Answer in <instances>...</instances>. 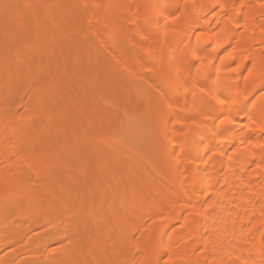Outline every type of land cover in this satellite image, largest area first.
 <instances>
[{
  "label": "bare ground",
  "instance_id": "obj_1",
  "mask_svg": "<svg viewBox=\"0 0 264 264\" xmlns=\"http://www.w3.org/2000/svg\"><path fill=\"white\" fill-rule=\"evenodd\" d=\"M46 3L54 9L47 8L52 10L48 12L46 10L48 6H43ZM262 5L264 0H113V2L112 0H13V3L0 0V43L5 42V36L8 38V32L12 31H16L14 34L12 32L15 39L9 38L10 40L23 41L28 34L23 30L24 26L20 24L22 27H18L19 31L17 29L11 31L9 25L13 17L12 21L16 23L19 19H25L26 24L29 23L36 34L33 38L35 41L33 39L32 41L39 45L41 39L46 38V43L48 42L46 48H48L47 52L49 51L47 56L49 55V61L51 59L50 62H53L47 68L48 64L44 65L47 62L41 64V60H38L39 55L35 56L37 50L32 51L30 48L29 51L33 54L25 53L26 56L22 58L25 61L24 63L22 60V63L25 65L18 67L14 65L18 58L15 56V48L12 49L15 53H6L10 50L4 53L0 48V85L2 86L0 89H3V92L0 90L1 98L6 92H11L10 89L13 87L11 76H8L13 73L10 74L11 68L12 71L17 70V74H25V76L29 74L28 76L32 77L33 75L30 74L35 71L40 76L37 80L38 84H34L35 79L31 81V77L27 78L31 86L25 85V89L21 90L23 97L26 92L34 93L39 86H45L49 80L55 78L53 76H56L59 68L65 69L67 59L64 54L69 55L73 52L75 56L78 55L76 53H80L73 60V64L83 65L79 74L85 75L83 79L87 80L92 95L103 94L96 85L99 70L97 67H91V64L95 63H91L90 54L93 49L91 47L95 46H101L104 52L108 50L107 53H113L114 58H117L116 63L110 60L113 64L109 63L110 66L104 73L107 75L122 73L126 77L130 74L137 75L142 79L140 85L144 93L155 90L159 92V94L155 93L157 96L155 103L153 100L156 97L154 94V98L151 97L150 93L149 98L141 92L142 95L137 97L143 100H138L134 85L130 84L129 86L132 87L130 88L126 83V86H123L130 88L129 91L125 88L128 91L125 92L129 97L130 109L126 110L124 107L122 109L119 107L120 110L116 109L119 105L114 102L111 111H106L109 118L105 124L94 120L95 123L92 119H89V122L87 119L85 122L92 129L96 128L99 131L110 127H126L129 130L125 129L128 133L127 139L130 138L128 141L124 138L127 141L125 147L120 139L117 140L118 142L115 139L114 144L117 143L116 147L123 148L126 156L134 157L144 165L142 176L132 167L134 171H131V175L134 176L133 178L136 177L137 184L134 185L136 191L133 193L125 182L120 186L109 187L111 186L109 182L112 181L108 180L110 175L108 178L106 176V180L109 181L106 188L114 189L108 191L110 200L104 209L108 214L107 218L96 213V210L101 211L99 207L104 205L97 184L93 183L94 185L87 187L90 195L84 200L86 207L83 206V210L85 213L88 209L86 212H89L88 218L85 215L81 217L74 214L75 211L82 213L76 199L79 193L76 181L63 182L55 178L50 179L48 187L42 186L39 192L38 189L31 187L32 183L40 178L37 176L40 157L36 155L47 150V153L44 152L46 153L44 156L48 159L47 166L58 164L56 154L58 143L61 142L64 147L76 144L81 131L76 128L80 129L83 126L82 121L71 123L69 131L59 138L58 135L61 133L54 132L52 135L50 130L46 131L47 133L40 130L42 122L38 121L41 119L38 121L35 119L36 123H39H34L36 125L31 124L32 122L28 124V121L45 115L47 120L48 116H53L50 113L64 112L67 109H52L43 104L44 102L41 103V98L36 100L39 103L36 101L33 103L32 99L28 101L29 104L26 100L24 103L23 97L22 114L12 103L6 105L4 101L0 102V245L3 244L2 247L5 245L8 248L19 242L25 247V243L31 246L30 241L25 242L23 238L26 233L42 226H54L53 228L56 226L54 232L59 229L61 233L57 234L59 233L57 231V235L71 239L74 252L76 251V255L79 256L83 248L81 241L77 242V238L83 233L86 227L84 225L88 224L95 231L89 232L88 238L85 236L86 242L89 243L88 248L85 246L87 248L85 251H90L89 254L95 250L99 251L101 262H95L98 259H95L93 254L89 256L84 252L88 257L82 258V254V257L77 258L79 259H76L77 261L74 260L73 264H92L91 259L94 261L93 264H133L135 262L130 263L131 260H135L138 256H142L140 262L146 259L143 264H165L164 261L162 263V258L164 259L167 253L170 257L167 260L169 264H264V96H261L259 91V78L264 75V6ZM43 13L50 15V18H47L48 22L44 21L45 16L41 15ZM70 18L73 19V23L70 22ZM71 24L74 31H70L75 34L67 37L69 35L66 34V29L68 30V25L70 28ZM24 28L27 30L28 26ZM90 30L93 35H90L92 37L85 43L81 39L84 38L83 34ZM121 36L124 40L121 41L122 44L119 42L118 45H121L119 47L113 40ZM27 39L22 42L23 45L26 42L28 45ZM11 42L13 41L9 43ZM7 44L2 45L4 47ZM86 49H90V52ZM56 58L59 63L55 62ZM249 72L252 73L251 77ZM96 87L99 90H96ZM221 100L225 103L221 104ZM186 104L190 112L183 115L182 106L186 107ZM80 109L83 111L85 108L79 106V112H86V109L83 112ZM170 112L173 115L170 116ZM224 116H230L231 122L225 121ZM172 118L180 119L182 123L168 124L167 121ZM153 119L158 120L154 123ZM190 120H195L197 126L192 128L189 137L173 130L184 126ZM111 128L108 130L113 129ZM105 133L104 135L110 136L107 135L109 131ZM83 134L90 135L93 132ZM98 134L100 136L97 137L102 138L103 133L98 132ZM87 135L85 139L98 140L96 136ZM161 138L164 144L157 149L155 143L159 139L161 141ZM102 139L99 140L100 143L105 141L104 138ZM133 140L136 141L135 145L131 144ZM149 144H155L152 150ZM144 145H147L148 149L144 148ZM142 146L144 149L140 148ZM36 150L40 152L37 153ZM79 150L81 149L78 148L76 153L83 158V153ZM96 163L97 161L94 165ZM136 163L140 164L138 161ZM102 164L101 166L105 167ZM98 166L97 169L101 167ZM102 167L95 172L102 173L106 169L103 170ZM88 168L82 166V171L80 170L85 180L92 173V169ZM167 171L169 175L171 174L170 181H165ZM104 172L102 174L105 175ZM102 174L96 175L100 181ZM115 175L116 173L111 177ZM20 186L26 198L29 197L26 204H23L24 209L19 207V201L23 202L22 198H24V195L19 197ZM53 197L58 198L65 207L66 213H58V217L53 215V218L52 215L43 216L42 209L52 202ZM116 200H130V206L127 207L135 217L133 215L130 216L131 219L129 217L126 219L124 215L121 216ZM127 207L122 206L125 209ZM62 209L61 211H65L64 208ZM93 209L95 211L92 213ZM136 212H142V215ZM176 224H180L178 231L173 228ZM135 229L142 231L138 240L135 239ZM117 234L131 240L130 244L136 242L134 243L136 251L128 252L126 249L122 251L120 241H116ZM48 236L52 241V235ZM89 237L93 239L90 238V241ZM101 238L105 239L103 242L106 243L101 242ZM45 240L49 241L47 238ZM35 246L39 250L37 248L39 246L37 244ZM152 246L155 249L151 252ZM62 251L53 250L51 253L53 256ZM16 252L13 249L4 250L0 256V264H12L8 257L19 263L29 259L31 264L55 263H52L55 256L42 257L39 254L41 258L37 262V259H31V251H28L30 255H20ZM148 254L150 257L146 256ZM139 257L136 260L139 261ZM86 258L89 260L87 261Z\"/></svg>",
  "mask_w": 264,
  "mask_h": 264
},
{
  "label": "rangeland",
  "instance_id": "obj_2",
  "mask_svg": "<svg viewBox=\"0 0 264 264\" xmlns=\"http://www.w3.org/2000/svg\"><path fill=\"white\" fill-rule=\"evenodd\" d=\"M28 1H31V0H28ZM8 2L9 3H13V0H8ZM112 2H113V0H112ZM43 6H48V7H46V10H48L47 8H50V9H54V8H52L53 6H51L50 7V5H47V3L44 5L43 4ZM42 7V6H41ZM45 9V8H44ZM43 9V11H46V10H44ZM48 10V12H50V11H52V10ZM54 11V10H53ZM13 15V14H12ZM41 15H44L45 16V20L44 21H46V22H48V19L50 18L49 16H47V15H45L44 13L43 14H41ZM9 16V15H8ZM6 17V16H5ZM12 17V16H11ZM7 18V17H6ZM5 18V19H6ZM48 18V19H47ZM8 19V18H7ZM12 20L14 19V17L13 18H11ZM17 19V18H16ZM10 21V25H9V28L11 29V31L12 30H14V29H17L18 30V27H22L21 25H23L24 27H26V26H28V28H26L27 30H25V28L24 27H22L23 28V30L26 32V39H27V37L28 38H30L28 41V45H27V42L23 45V43L25 42L24 40H25V38H24V40L22 41H16V40H14L15 38H14V36H13V34L16 32H13V34H12V32H8V38H6V36H5V38H4V41L5 42H2V43H0V45L2 46H0V48H2L1 50H3L4 51V53H5V51H8V50H10V51H8V52H6V53H12V52H14V51H12V49L13 48H15V54H12V56L13 55H15L16 57H18V58H20V59H18L19 60V62L17 61V59H16V57H15V59H16V61H15V63H14V61L13 60H15V59H13L12 60V62L14 63V65H16V66H18V67H23L22 66V58H23V56L25 57L26 56V54L27 55H30L31 54V52L29 51L30 50V48H32L31 50L32 51H34V50H37V51H35L34 53H35V56L36 57H38L37 55H39V57H38V60L40 59L41 61V64H43V63H45V61L47 62L46 64H44L45 66L48 64V66H46L47 68L49 67V66H51V64L53 63H51L50 61H52L51 59H50V61H49V55L47 56V53H49V51L47 52V49L48 48H46L47 46V43H46V38H40L41 39V41H38V42H41V43H39V45L37 44V42H34L35 40L33 39V38H35L36 36V34L34 33L35 31H33L34 29L33 28H30V26L28 25L29 23H27L26 24V21H25V19H19V20H22L21 22L18 20L17 21V23L15 22V21ZM73 20V19H72ZM71 20V18H70V22H72L73 23V21ZM50 21V20H49ZM9 22V21H8ZM20 22V23H19ZM25 22V23H24ZM23 23V24H22ZM69 23V22H68ZM21 24V25H20ZM26 24V25H25ZM70 24V23H69ZM13 28V29H12ZM19 28V29H20ZM29 29V30H28ZM21 30V29H20ZM22 30V31H23ZM70 30H73V27H72V24L70 25V28H69V25H68V30L66 29V34L67 35H69V36H67V37H70V36H72L73 34H75V33H73V31H70ZM10 31V30H9ZM19 31V30H18ZM72 33H70V32ZM89 32V33H88ZM9 33H10V35H9ZM69 33V34H68ZM86 33V32H85ZM83 34V37L84 38H82L81 40H84L85 41V43L87 42L86 40L88 39L89 40V38H91L92 36H90V35H93V32H91V30L90 31H87V33L86 34ZM30 35V36H29ZM11 36V37H10ZM35 36V37H34ZM86 36V37H85ZM9 38H14V39H12V40H10ZM5 39H7L8 41L10 40V41H13V42H11V43H9V42H7ZM32 39L34 40V41H32ZM120 39V40H119ZM145 39V38H144ZM143 39V40H144ZM26 40V41H27ZM122 40H124V37L122 38V36H121V38L119 37V38H117V39H114L113 40V42H115V44L116 45H118L119 44V42L122 44ZM23 42V43H22ZM125 42V41H124ZM123 42V43H124ZM10 45H8V44ZM22 43V44H21ZM2 44H7V46H5L4 45V47H3V45ZM16 44V45H15ZM41 44V45H40ZM44 44H45V46H44ZM15 45V46H14ZM32 45H34V46H32ZM30 46V47H29ZM32 46V47H31ZM40 46V47H39ZM85 47H86V45H84ZM115 46V45H114ZM119 46V45H118ZM18 47V48H17ZM20 47V48H19ZM99 47H100V49H99ZM117 47V46H116ZM119 47H121V45L119 46ZM118 47V48H119ZM17 48V49H16ZM40 48V49H39ZM88 48V47H87ZM91 48H93V49H91L92 51H91V54L89 53L90 52V49L89 50H87V51H89L88 53L90 54V56H91V63H94L93 65L91 64V67L92 68H96L97 67V69L100 71V73H99V71H98V80H97V82L96 83H98V84H96L97 85V87L100 89V91L101 92H103V94L102 93H96L97 95H92V92H91V90L89 89V87H88V85H87V80L85 81L84 79H85V75H82V76H80L81 75V73L79 74V71H80V69H81V67L83 66H81V65H79V64H73L74 63V59L80 54V53H76V55L77 56H75V54H74V52L72 53V54H64V56H65V58L67 59V62H66V67H65V69L64 68H62V69H60L59 68V70L57 71V74H56V76L54 75L53 77H55V78H53L52 80H49L48 82H47V84H45V86H43V85H41L42 87H40L39 86V88H38V90L36 91L35 90V92L33 93V92H26V94H28V95H24L23 97H22V93H21V90L24 88V86L26 85L27 87H28V82H29V78L31 77H29L28 75H26L25 76V74H17V70H16V72H15V70L14 71H12L13 70V68H11L10 70H11V72H10V74L11 75H8V76H11V82H13V87L10 89L11 90V92H4L5 94L3 95L4 97L3 98H1L0 97V102L2 103L3 101H4V104L6 103V105H7V103H12L15 107H17V109H20V110H18V111H21L22 110V108H23V104L25 103V101L24 100H26L27 101V103H28V101H30L31 99V101L33 102V101H36V100H38V99H40L41 98V103L42 102H44L43 104H45L46 106H48V107H50V108H52V109H62V108H65V109H67V110H65L64 112H61V111H59V112H54L53 114L52 113H50V115H53L52 117L51 116H48L49 117V119H47L46 120V116L47 115H45L44 117L42 116H40V118H38V117H35V118H31V121L29 120L28 122V124H30V122H32L31 124H34V123H36V121H35V119L38 121L39 119H41V121L39 120L38 122H42V129L40 128V126H39V128H40V130L42 131V132H46V131H48V130H50L51 132H52V135H53V133L54 132H56V133H61L60 135H58V134H56V135H58V137L59 138H61L62 137V135H63V133H67V131H69V128H70V124L71 123H77L78 121L79 122H81L82 121V123H83V126L79 129V128H76V129H78V130H81L80 132L83 134V133H91V132H93V134H90V135H87V136H91V135H93V136H100L99 134H98V132L99 133H103V134H101L102 135V138H104L105 139V141H101V143H100V141L99 140H101L102 138H98V140H94V139H92V140H88V139H85V138H87L86 137V135H81V133L79 132V136H78V140H77V142H76V144H73V145H68L67 147L65 146H63L62 144H61V142H59L60 143V146H59V143H58V145H57V149H56V154L58 155L57 156V158H58V164H55V165H53V166H47V161H48V159L46 158V156H44L46 153H47V150H45L44 152H46V153H44V152H41V153H39L40 151L39 150H36V152L37 153H39V154H37L36 156L39 158V164H38V174H37V176H38V180H37V182H35V183H32L33 185L31 186V187H33L34 189H38L37 191L39 192V188L40 189H42V186H46V187H48L47 185H49L50 184V182H51V180L52 179H54L55 178V180H59V181H63V182H72V181H76V186L78 187V191H79V193L77 194V197H76V199H77V201H78V203L80 204V209H81V214H79V213H77L78 211H75V215H80L81 217L82 216H84L85 215V217L86 218H88L87 216V214L89 213H86L87 211H88V209H87V211L84 213V211L85 210H83L86 206H84V200L85 199H87V197H88V195H90L89 194V192H88V190H87V187L88 186H92V184L94 183V184H97V186H98V188L100 187V193H101V197H102V199H101V201H102V205H103V203H104V205L102 206V207H99L100 209H101V211L97 208V207H93V208H95V209H98V211L96 210V213L97 214H99V215H102V217H106L107 218V215L108 214H106L105 212L106 211H104V209L107 207V203H108V200H110V199H108V194H109V192L108 191H113L114 189H112L113 188V186L115 187V186H120V185H122L124 182L126 183V185L128 184L129 185V187L128 188H130V192L131 193H133V191L135 192L136 191V189H135V186L137 185L136 184V177L135 178H133L132 177V175H131V171H134V170H138L137 171V173H139L141 176L142 175H144V165H143V163L141 164V162H139L140 160H138V159H136V158H134V157H128V156H126L125 154H124V150H122L123 148H118V147H116L117 146V143L116 144H114L115 143V139H116V142H118L117 140H119L121 143H122V145H123V147H125V145L127 144V141L129 140V138L127 139V134L128 133H126V130L127 131H129L128 129H126V127H122V126H118V127H115V128H111L112 130H108V129H110V128H105V130L103 131H99L98 129H96V128H93L94 129V131H93V129H92V127H90V126H88L87 124H85V122H86V120L88 119V122H89V119L91 120H96V122L97 121H101L103 124H105L107 121H108V118H109V116L107 115V112H109V111H111V109H112V107H113V103L114 102H116V103H118V108H116V109H119V107H121V109H122V107H124L126 110L127 109H130V104H128L129 103V97H128V95H126V92H128L129 90L128 89H130V88H132V87H130L129 85L131 84H133L134 86V88H136V97L137 96H140V95H142V94H144L146 97L149 95L150 96V94H151V97H153V94H154V97H156V98H154V100H153V98H152V100H153V102L155 101V99H157V96H155L156 94L155 93H157V94H159V92H156V91H158V90H155V92L154 91H150V89L152 90L153 88H150L149 89V93H144L143 92V87H141V85H142V79L140 78V77H138L137 75H132L131 76V74H130V76L128 77H126V75L125 74H119L120 75V77H119V75L117 74V75H115V74H109V75H107L106 73H104V71L106 70V69H108L107 67L108 66H110L109 65V63L110 64H113V63H116V61H117V58H114L115 57V55L113 54V53H107V52H109L108 50H107V52H104L105 50L101 47V46H95V47H91ZM22 49V50H21ZM105 53V54H103V52ZM140 51V50H139ZM145 51V50H144ZM143 51V52H144ZM20 54H19V53ZM141 52V51H140ZM26 53V54H25ZM32 54H33V52H32ZM31 54V55H32ZM145 54V53H144ZM143 55V54H142ZM60 57H62V56H60ZM58 58V57H57ZM57 58L55 59L56 61L55 62H57V63H59V60H57ZM63 58V57H62ZM37 58H35V60H36ZM60 59V58H59ZM72 59V60H71ZM115 59H116V61H115ZM71 60V61H70ZM110 60H112V61H114L113 63L110 61ZM61 61H62V59H61ZM23 62L25 63V61L23 60ZM72 62V63H71ZM71 63V64H70ZM60 64H61V62H60ZM23 65H25V64H23ZM79 65V66H78ZM35 66V65H34ZM94 66V67H93ZM13 67V66H12ZM79 68V69H78ZM101 68V69H100ZM84 69H85V67H84ZM83 69V70H84ZM19 70V69H18ZM21 70V69H20ZM22 70H23V68H22ZM15 72V73H14ZM85 72H86V70H85ZM102 72V73H101ZM105 72H107V71H105ZM84 73V72H83ZM100 74V75H99ZM30 75H33L31 78H30V80L32 81V80H34L35 79V83L34 82H32V83H34V84H38L37 83V80L38 79H40V76H39V74L37 73V72H32ZM102 75V76H101ZM112 75V76H111ZM128 75V74H127ZM19 76V77H18ZM22 76V77H21ZM28 76V77H27ZM116 76V77H115ZM118 76V77H117ZM122 76V77H121ZM83 77H84V79H83ZM28 78V79H27ZM87 79V78H86ZM103 79V80H102ZM119 79H121V80H119ZM123 79H124V81H123ZM129 79V80H128ZM138 79V80H137ZM102 80V81H101ZM141 80V81H140ZM51 81V82H50ZM122 81V82H121ZM131 81V82H130ZM85 82H86V84H85ZM27 83V84H26ZM31 83V82H30ZM126 83H127V85L130 87H125V88H127V90L128 91H126V89L124 88V86H126ZM140 83H141V85H140ZM33 84V85H34ZM101 84V85H100ZM83 85V86H82ZM124 85V86H123ZM29 86H31V85H29ZM140 86V87H139ZM96 87V88H97ZM0 88H2V86L0 85ZM96 89V90H99V89ZM25 89V88H24ZM108 89V90H107ZM1 90V89H0ZM3 90V89H2ZM1 90V91H2ZM9 90V91H10ZM40 90H42V91H40ZM103 90V91H102ZM154 90V89H153ZM126 91V92H125ZM3 92V91H2ZM1 92V93H2ZM37 92V93H36ZM105 92V93H104ZM141 92H142V94H141ZM30 93H32V94H30ZM95 93V92H94ZM29 94L31 95V97L29 96ZM42 94V95H41ZM100 94H101V96H100ZM138 94V95H137ZM2 95V94H1ZM0 95V96H1ZM143 95V96H144ZM34 96V97H33ZM38 96V97H37ZM41 96V97H40ZM148 96V97H149ZM12 98V99H11ZM23 98V99H22ZM34 98V99H33ZM106 100H105V99ZM145 98V97H144ZM150 98V97H149ZM21 99L23 100V102L21 101ZM113 99H114V101H113ZM128 101H127V100ZM137 99L138 100H141V99H139L138 97H137ZM107 102L108 104H106L105 102ZM143 100V99H142ZM84 101V102H83ZM112 101V102H111ZM151 101V100H150ZM23 104H22V103ZM37 103H39V101H36ZM35 102V103H36ZM153 102L151 103L152 105H153ZM156 102V101H155ZM154 102V103H155ZM9 103V104H10ZM26 103V104H27ZM34 103V102H33ZM11 104V105H12ZM22 104V106L20 107V105ZM29 104V103H28ZM112 104V105H111ZM111 105V106H110ZM128 105H129V107H128ZM9 107H11L10 105H8ZM13 106V107H14ZM25 106V105H24ZM83 107V109L85 108L86 109V112H83V111H85V109L82 111L81 109V111L83 112V113H81V112H79L78 111V107ZM116 106V107H117ZM20 107V108H19ZM25 108V107H24ZM51 109V110H52ZM110 109V110H109ZM120 110V109H119ZM185 112H184V111ZM189 110V107H187V104H186V107L184 106H182V111L181 112H183L182 114L183 115H185V113H186V115L187 114H189V112L190 111H188ZM23 111V110H22ZM21 111V113L23 114V112ZM107 111V112H106ZM104 112H105V114H104ZM19 114H20V112H18ZM86 114V116H85V114ZM83 114V115H82ZM84 118H83V117ZM98 116V117H97ZM101 116V117H100ZM155 116V115H154ZM50 117L52 118V119H50ZM156 117H157V115H156ZM156 117H154L155 119H156ZM53 118H54V120H53ZM82 118V119H81ZM95 118V119H94ZM155 119H153L154 121V123H156L157 122V120L155 121ZM173 119V118H172ZM35 122H34V121ZM106 120V121H105ZM53 121V122H52ZM93 121H91V122H93ZM36 123V124H39V123ZM95 122V121H94ZM95 122V123H96ZM153 123V124H154ZM26 124H27V121H26ZM36 124H34V125H36ZM58 124V125H57ZM85 124V125H84ZM155 125H157V124H155ZM86 126L87 127H89V128H86ZM61 128V129H60ZM95 129L97 130V131H95ZM126 129V130H125ZM154 129H155V127H154ZM45 130V131H44ZM54 130H56V131H54ZM82 130H83V132H82ZM84 130H85V132H84ZM90 130V131H89ZM49 131V133H51ZM88 131V132H87ZM105 131L107 132V131H109V133H107V135L109 134L110 136H106V135H104V134H106L105 133ZM113 131V132H112ZM95 132V133H94ZM47 133V132H46ZM54 134V135H55ZM113 134V135H112ZM112 136V137H111ZM129 136V135H128ZM81 137V138H80ZM84 138V139H83ZM110 138V139H109ZM124 138H126L127 139V141H125V139ZM112 139H114L113 141H112ZM122 139L125 141H122ZM61 140V139H60ZM59 140V141H60ZM103 140V139H102ZM160 140V139H159ZM156 141L157 143H155V144H157V145H155V148L157 147V149L160 147V146H162L164 143H163V140H162V138H161V141ZM134 141V142H133ZM133 141H131V144H133V145H135L136 143V141L135 140H133ZM150 145V144H149ZM154 145H150L149 146V148H151V150H152V148H154ZM78 148L79 149H81V150H79L80 152H82L83 153V158H80V156H79V154L78 153H76V151L78 150ZM140 148H142V149H144V148H147L148 149V146L146 145H144V148H143V146L142 147H140ZM147 149H145L146 151H148ZM179 149V148H178ZM141 150V149H140ZM145 150H142V152H144ZM43 151V150H42ZM78 152V151H77ZM112 153H114L113 154V157H112ZM162 155V154H161ZM44 157V158H43ZM38 158H37V160H38ZM78 158V159H77ZM208 158H209V156L207 157V160H208ZM80 162H79V161ZM97 161V163L96 164H98V165H100L101 166V164L103 165V166H105V167H102V169L104 168H106L103 172L104 173H106L105 175L104 174H102L103 172H102V170H101V172L102 173H100V172H95V170L97 169V167H99L98 165H94V163ZM138 161V163H140V164H137L136 162ZM99 162H101V164H99ZM83 163V164H82ZM134 164V165H133ZM82 166L84 167V168H86L87 169V167H89L90 169H92V173L90 174V176H89V178L87 179V180H85L84 178H83V176H82V174H81V168H82ZM87 166V167H86ZM96 166V167H95ZM101 167L99 168V169H101ZM132 167H133V169L134 170H132ZM142 167V168H141ZM88 168V169H89ZM108 168V169H107ZM89 169V170H90ZM99 169H97L98 171H99ZM81 170V171H80ZM96 170V171H97ZM106 170H111V172L109 171H106ZM130 170V171H129ZM141 172H140V171ZM96 173V174H95ZM108 173V174H107ZM109 173H111V174H109ZM116 173V177L115 176H113V178L115 177V179H116V184H115V179H113L111 176H112V174H115ZM47 175L46 177H45V175ZM99 174H102V175H100V176H102V181H100V180H98V178H97V176ZM131 176H130V175ZM168 174V175H167ZM92 175V176H91ZM97 175V176H96ZM108 175H110V177L108 178ZM139 175V176H140ZM166 175H167V177H166V179H165V181H170V175H169V171H167V173H166ZM99 176V177H100ZM106 176H107V178H108V180L109 181H112L113 182V184H112V182H109V181H107L106 179ZM103 177H105L104 179H103ZM127 177V178H126ZM132 177V178H131ZM95 178H97L96 180H95ZM110 178H111V180H110ZM126 178V179H125ZM130 179V181H129V179ZM51 179V180H50ZM100 179V178H99ZM126 180V181H125ZM97 181V182H96ZM107 182H109L110 184H111V186L109 185V183H107ZM128 182V183H127ZM131 182V183H130ZM49 183V184H48ZM98 183H99V185L101 184V186H99L98 185ZM124 183V184H125ZM167 183V182H166ZM93 184V185H94ZM107 184V185H106ZM136 184V185H135ZM103 185H104V187H103ZM108 185H109V187H112L111 189H107L106 188V186L108 187ZM135 185V186H134ZM45 187V188H46ZM21 188V189H20ZM20 188H19V190L20 191H18L19 192V197L22 195H24L23 197L24 198H20V200H22L23 202H21V201H19L20 202V205H19V207L20 208H22L23 207V204L25 203L26 204V201H27V199L29 198H26V196H25V194H24V192L22 191V187L20 186ZM44 189V188H43ZM119 190V189H118ZM22 191V192H21ZM99 191V190H98ZM130 194V193H129ZM29 196V195H28ZM26 198V199H25ZM52 200V202H50V203H52L51 205H49V204H47L48 206H46L44 209H42V214H43V216H45L44 214H47V216L46 217H48V216H51V218H53L54 216H57L58 217V213H60V214H63V213H66V209H65V207H63V205L61 204V202L58 200V198L57 199H55V197H53V198H51ZM135 200V199H134ZM117 202V204H118V206L120 207V210H119V212H120V214H121V216H125L126 217V219L129 217L130 218V216H133L131 213V210H129L128 209V207L130 206L129 205V203L131 202L130 200L128 201V200H116ZM0 202H1V200H0ZM58 202V203H57ZM116 204V205H117ZM123 204H125V205H123ZM129 205V206H128ZM25 206V205H24ZM83 206H84V208H83ZM106 206V207H105ZM122 206H128L126 209L125 208H122ZM62 208H64L65 209V211H61V210H63ZM116 208H118L117 206H116ZM22 209H24V208H22ZM95 209H93V211H91L92 213L95 211ZM119 209V208H118ZM127 209L129 210V211H127ZM107 210V209H106ZM104 212V213H103ZM131 212V213H130ZM137 213V212H136ZM141 213V214H140ZM83 214V215H82ZM119 214V213H118ZM138 215H142V212H138L137 213ZM136 214V215H137ZM54 215V216H53ZM123 216V217H124ZM99 217V216H98ZM134 217H135V215H134ZM100 218V217H99ZM132 218V217H131ZM130 218V219H131ZM105 219V218H104ZM157 219H159V217L157 218ZM134 220V219H133ZM130 221V220H129ZM152 222V221H151ZM128 224H130L129 222H128ZM86 226V227H85ZM129 226V225H128ZM54 226H42V227H40L39 229H37V230H34V231H29L28 232V234H27V236H26V234H25V236L23 237V238H25V242H28V241H30L29 243L31 244V246H29L27 243H25L26 244V247L25 246H23L24 244L23 243H17V245H14L13 244V246H9L8 248H7V246H5L4 245V247H2V245L3 244H1L0 245V256H1V254H2V252L4 251V250H6V249H13V250H15V252L16 251H18L19 252V254L20 255H30V253L28 252V251H31V255H32V258L31 259H37L36 261L38 262V261H40L39 259L41 258V255H42V257H49L50 255L52 256V251L54 250V251H62V253L60 252L59 254L57 253L56 255H53L52 257H54V261L52 262V263H58V264H73V262H74V260H76L77 258H79V257H82L81 255L83 254V257L82 258H85V256H87L86 254H89V252H86L87 250V248L89 247L88 245H89V243H87L86 241H87V236H88V233L90 232H93V228L92 227H89V225L88 224H85L84 225V227H85V229L83 230V233L81 234V236H82V238H81V236L79 237L78 236V243L80 242V244H82L81 245V248H83L82 250L83 251H80L79 253L81 254V255H79V256H77L76 255V251L74 252V247H72V243H71V239L69 240V238L67 237L66 238V236L65 237H63L62 235L60 236V235H57V234H60L61 232H59L58 230V232L59 233H57V231H56V233L54 232L55 231V229H56V226H55V228H53ZM132 226H130V228H131ZM179 227H180V224H176L173 228L176 230V231H178V229H179ZM129 228V227H128ZM44 231V232H43ZM62 231V230H61ZM95 231V230H94ZM51 232H52V234H51ZM116 232L118 233V231L116 230ZM142 232V231H141ZM140 231H139V229L137 230V229H135L134 230V233H135V239L136 240H138L137 238H138V236H139V233H141ZM94 233V232H93ZM31 235V236H30ZM36 235V236H35ZM46 235L48 236V235H52V241L51 240H49L50 238V236H48V237H46ZM87 238H86V237ZM94 236V235H93ZM97 236H98V234H97ZM101 236V235H100ZM104 236V235H103ZM140 236H141V234H140ZM139 236V237H140ZM29 237V238H28ZM44 237V238H43ZM22 238V241H24V239ZM48 239L49 241H46L45 239ZM59 238V239H58ZM90 238H92V237H89V240H90ZM97 238H99V237H97ZM118 238V239H117ZM130 238V237H129ZM58 239V240H57ZM93 239V238H92ZM94 239H95V237H94ZM212 239V238H211ZM28 240V241H27ZM45 240V241H44ZM67 240H69L68 242H66ZM88 240V242H90ZM97 240V239H96ZM103 240H105V239H100V241L101 242H103ZM118 240V242L120 241V245L122 246V251H125V249H126V251L128 250V252H130V251H136V249L134 248V246H135V244H136V242H134V243H131V244H133V245H131L130 244V242L129 241H131V240H128L127 238L126 239H124V237L123 236H121V234H117L116 235V241ZM21 241V240H20ZM21 241V242H22ZM32 241H33V243H32ZM36 243H35V242ZM76 241V240H75ZM98 241H99V239H98ZM44 242V243H43ZM66 244H65V243ZM69 242H70V244H69ZM83 242V243H82ZM85 242L87 243V245L85 244ZM214 242V241H213ZM103 243H106V242H103ZM215 243V242H214ZM23 244V245H22ZM33 244V245H32ZM37 244V246H39V247H37V248H39V250L38 249H36L35 247V245ZM45 244V245H44ZM54 244V245H53ZM130 244V245H129ZM216 244V243H215ZM45 246V247H42L41 248V246ZM60 245V246H59ZM15 246H18V247H15ZM35 246V247H34ZM85 246H87V248L85 247ZM14 247V248H13ZM29 247H31V248H29ZM32 247L33 248H35V249H32ZM73 248V249H72ZM19 249V250H18ZM21 249H23V250H21ZM69 251H68V250ZM73 251H72V250ZM121 249V248H120ZM154 247L152 246V249L150 250V248H149V250L152 252V251H154ZM35 250H37V251H40V252H34ZM65 250V251H64ZM86 250V251H85ZM21 251H22V253H21ZM27 251V252H26ZM18 252H16V253H18ZM84 252H86V254L84 253ZM92 252V251H91ZM150 252V253H151ZM67 253V254H66ZM79 253H77V254H79ZM99 251L97 252V250H95V251H93L92 252V256H94L95 257V259H98V260H96L95 262H101L100 261V256L101 255H99ZM39 254H41V255H39ZM64 256H63V255ZM90 254H89V256H90ZM168 254V253H167ZM166 254V256L164 257V259L162 258V263H163V261H164V263H165V260H168V258H170L168 255ZM91 256V257H92ZM145 255H143V257H144ZM146 256H148V257H150V254H148V255H146ZM61 259H60V258ZM88 257V256H87ZM90 257V258H91ZM93 257V258H94ZM135 257H137V256H135ZM139 257V256H138ZM138 257L137 258H135V260L134 259H132L131 260V262L130 263H132V262H135V263H133V264H138V262H140V260H141V257H139V261L138 260H136V259H138ZM7 258V257H6ZM134 258V257H133ZM5 259V258H4ZM7 259H10L9 261H11L12 262V264H17V262L18 261H15L14 259H11V257H8ZM71 259V260H70ZM87 259V261L89 260L88 258H86ZM149 259V258H148ZM77 260H79V259H77ZM76 260V261H77ZM130 260V259H129ZM5 261H7V260H5ZM58 261H60V262H58ZM81 261H82V259H81ZM137 261V262H136ZM142 261L143 262H146V259H142ZM150 261V260H149ZM149 261H147V262H149ZM10 262V263H11ZM31 261H30V259L29 260H26V261H20V263L19 264H31L30 263ZM90 262L93 264V260L91 259L90 260ZM143 262H140L141 264H143ZM33 263V262H32ZM45 263H49V262H45ZM54 263V264H55ZM78 263H79V261H78ZM128 263V262H127ZM139 263V264H140ZM39 264V263H38ZM51 264V263H50Z\"/></svg>",
  "mask_w": 264,
  "mask_h": 264
},
{
  "label": "snow or ice",
  "instance_id": "obj_3",
  "mask_svg": "<svg viewBox=\"0 0 264 264\" xmlns=\"http://www.w3.org/2000/svg\"><path fill=\"white\" fill-rule=\"evenodd\" d=\"M262 6H264V5H262ZM173 19H175V17ZM249 76L250 77L252 76L251 72H249ZM246 79H248V78L246 77ZM259 82H260V88H259L260 94H261V96H264V75L260 76ZM253 83H255V80H253ZM220 103L223 104V103H225V101L221 100ZM169 108H171V105H169ZM169 115L171 116L173 114L170 112ZM223 119L225 121L231 122L230 116H224ZM167 123L172 124V125H180L182 123V121L180 119L173 118V119H169L167 121ZM194 126H197V122L195 120H190L189 122L184 124V126L179 127V128H174L173 130L179 132L181 135H183L185 137H189V134H190V132ZM165 264H169V262L166 260Z\"/></svg>",
  "mask_w": 264,
  "mask_h": 264
}]
</instances>
